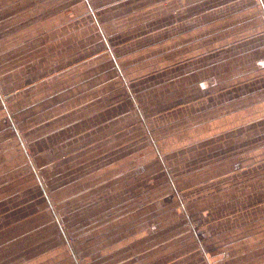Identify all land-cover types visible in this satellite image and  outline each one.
I'll return each instance as SVG.
<instances>
[{"label":"rangeland","instance_id":"1","mask_svg":"<svg viewBox=\"0 0 264 264\" xmlns=\"http://www.w3.org/2000/svg\"><path fill=\"white\" fill-rule=\"evenodd\" d=\"M116 1L120 2L12 0L17 5L9 7L11 0H1L0 36L7 38V42L17 37L18 45L14 49L18 50V60L23 64L38 61L35 66L40 67L39 76H44L56 73L57 70L51 68L65 65L57 63L65 57L72 59L73 52L77 56L84 47L92 45V49L100 45L99 26L93 18L98 19L100 27L109 34L111 29L119 28L114 21L117 15L157 12V16H164L171 12L173 6H179L169 5L168 0H141L136 5L125 3L116 8ZM86 20H92V23ZM172 23L173 20L157 21V30H166L157 32V146L160 142L163 157L173 151L171 137L176 139L177 148L181 149L179 153L187 151L189 117L194 112L192 110L202 107V101L193 100L198 96L197 83L200 77L217 76L215 69L189 68L187 62L181 63L190 56L185 44L187 37L169 33L173 29ZM44 35L50 36V41H46L48 46L32 52L33 45L38 46L45 41ZM194 54L196 56V52ZM1 56L0 64L5 73L10 57L2 60ZM232 56L227 55L226 59ZM46 62L48 65H44ZM99 66L106 70L111 65ZM24 73L26 70H22L19 76ZM37 76L38 73L35 74ZM2 78L3 97L7 99L11 115L19 126L29 157L9 124L6 125V115L0 112V264H56V259L60 261L72 250L86 258H93L96 254V260L91 264H113L134 259L129 263L133 264L138 258L143 264H199L194 241L198 230L203 231L202 226H207L209 221L230 219L238 209L250 211V207L255 206H262L254 214L264 218V178L247 181V173L234 176L237 170L241 171L246 166L236 169L232 164L198 165L196 160L179 162L180 165L171 170L169 165L163 166L160 162L163 159L158 147L157 159L160 161L151 165L153 149L148 153V161L140 159L137 154L146 145L138 139L141 130L137 127L130 135L113 143L110 141L108 147L87 150L83 159L81 156L76 158V148H65L74 147L70 143L60 147L71 155L60 166H53L52 162L59 155L50 152L49 144L55 146L78 133L80 135L81 126L54 132L50 134L53 138H47L50 132L74 118L64 122L62 119L66 114L57 110V114L63 113L58 117L63 118L48 127L46 125V131H37V125L29 116L33 111L27 108L28 100L19 98L17 103L8 99L11 91L21 83L11 85L6 80L8 75ZM143 86L138 84L136 91L143 90ZM39 96V93L34 94L33 99ZM210 102H205V109ZM223 102L225 100H220L218 104ZM114 104V108H108L88 122L97 126L101 119L108 120L105 115H111L110 110L117 112L132 102H123L117 94ZM114 119L121 125L125 118L116 116ZM183 146L186 147L182 149ZM125 150L129 157L119 158L118 153L121 155ZM28 159L43 181L53 211L45 208ZM86 160L88 162L83 163ZM202 167L203 174L198 171ZM155 174L157 189L153 187L155 185L151 186ZM246 181L247 185L240 188V182ZM224 213L228 214L224 215L225 218L221 217ZM56 219L61 229L54 223ZM245 243L235 252L248 251L252 247L249 240ZM89 261L85 262L89 264Z\"/></svg>","mask_w":264,"mask_h":264},{"label":"crops","instance_id":"2","mask_svg":"<svg viewBox=\"0 0 264 264\" xmlns=\"http://www.w3.org/2000/svg\"><path fill=\"white\" fill-rule=\"evenodd\" d=\"M168 1L171 6H179H173L171 12L164 16H157V12L117 15L114 21L119 28L111 29L109 34L100 27L99 20L93 18L99 26L98 33L102 41L100 45H95L92 49V45L84 47L77 56L76 52H73L74 57L70 58L71 60L66 57L61 61L58 60L57 64L65 63V65L53 66L51 69L57 72L44 76H39L40 67L35 66L38 61L23 64V61L18 60V50L14 49L18 45L17 37L7 42V38L4 39L1 34L0 54L2 60L10 57V61L5 66V73L0 64V112L3 111L6 115L5 123L13 130L27 157L29 155L25 140L11 115L7 99L3 97L4 75H8L6 79L8 84H22L11 91L8 99L28 100L27 108L33 111L29 116L37 125V131H43L56 120L63 118L58 117L63 113L66 114L63 115L64 122L74 118L72 122L50 132L47 138H53L50 134L54 132L75 129L76 125L81 126L80 135L78 133L76 137L55 146L49 144L50 152L59 155V158L52 162L53 166H60L71 155L70 152L62 151L63 148L59 149L60 147L70 143V146L74 147L65 148H76V158L81 156L83 159L87 150L101 146L108 147L121 137L133 133L136 127L141 130L138 139L146 142V145L137 151L139 158L146 160L148 153L153 149L154 156L149 163L152 165L154 161H160L159 158L157 159V147L161 156L163 151L160 142L157 146V32H166V30H157V21L173 20L171 24L173 29L169 33H180L187 37L185 44L190 56L181 63L187 62L189 68L198 66L203 69H215L217 76L200 77V82L197 83L198 96L193 97V100L202 101V107L192 110L194 112L189 117L188 146L182 147V149L188 148L187 151L179 153L181 149L177 148L176 139L171 137L173 151L166 154L167 157L162 156L163 161L160 162L163 166L169 165L171 170L179 166V162L182 164L192 160H196L198 165L232 164L236 169L246 166L241 168V171L237 170L234 176L240 177L247 173L245 175L247 181L264 178V0ZM116 2L117 8L125 3L136 5L141 0ZM10 5L9 7H12L17 3L11 0ZM43 38L46 39L41 45H33L35 48L31 50L32 52L48 46L46 41H50V36L44 35ZM231 54L233 56L226 59V56ZM12 55L14 58L11 57ZM105 63L111 65L106 70L99 66ZM22 70H26V73L19 76ZM111 72L114 74L105 76ZM37 73L38 76L35 77ZM138 84L144 85L143 90L136 91ZM35 92L40 94L39 97L34 98L37 100L33 99L34 94H37ZM117 94L121 96L123 102L128 100L132 105L123 106L117 112H114V109L110 110L112 113L108 115L110 117L105 115L108 120L106 121L103 116L104 119H101L97 126L88 122L93 117L102 115L101 113L108 108H114ZM237 94L239 96H236ZM220 100L225 102L218 104ZM207 101H211L210 108L205 109ZM57 110L63 113L57 114ZM116 116L125 118L121 125L116 123L118 122L114 119ZM137 119L139 121H136ZM86 122L87 124H84ZM62 152L63 155H60ZM124 152L126 150L121 151V155L118 153V157H129V154ZM159 154L158 157H161ZM111 156L113 154L108 155ZM28 160L34 179L37 181L40 197L46 204L45 208L53 211L43 181L35 172L30 159ZM87 162L88 160L83 163ZM198 171L203 174L204 167ZM155 175L151 186L155 185L153 187L157 189L158 178L157 174ZM247 181L240 182L239 187L247 185ZM261 208L262 206L250 207V211L243 212V208L238 209L230 219L212 220L207 226H202L203 231L198 230L199 234L194 241L197 255L200 257L199 264H264V218L254 214ZM224 215L228 214L224 213L221 217ZM53 221L60 227L57 219ZM51 225L54 226L52 222ZM246 240H249L251 243L249 245L252 247L248 251L235 252L240 246H245ZM96 256L95 254L93 258L92 256L86 258L82 253L78 254L72 250L60 261L56 259L54 262L87 264L85 261L90 259L89 264H91L90 262L96 260L94 258ZM132 260L134 259H124L113 264H129ZM139 262L140 258L133 264H143Z\"/></svg>","mask_w":264,"mask_h":264}]
</instances>
